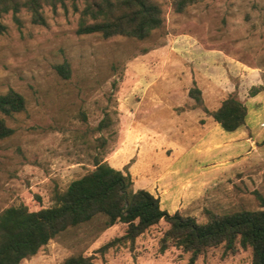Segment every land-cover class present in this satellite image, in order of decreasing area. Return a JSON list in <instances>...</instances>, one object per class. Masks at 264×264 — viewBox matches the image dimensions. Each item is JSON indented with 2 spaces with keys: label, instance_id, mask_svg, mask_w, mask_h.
<instances>
[{
  "label": "rangeland",
  "instance_id": "374dc122",
  "mask_svg": "<svg viewBox=\"0 0 264 264\" xmlns=\"http://www.w3.org/2000/svg\"><path fill=\"white\" fill-rule=\"evenodd\" d=\"M158 1L163 24L143 39L76 34L78 13L68 1L44 6L43 24L33 23L25 10L2 16L0 94L17 91L26 109L0 114L13 128L0 139V212L52 205L53 193L91 170L95 160L127 173L132 190L149 191L161 209L198 223L206 211L260 209L264 95L255 106L248 90H264V0H204L181 13L172 10V0ZM64 62L67 78L55 69ZM193 85L209 111L236 90L255 126L245 120L234 132L222 130L195 107L188 95ZM102 119L108 126L98 130ZM167 227L160 220L133 243L101 250L124 234L126 224L106 226L97 215L19 264H62L72 254L96 264H188L190 252L174 245L160 250ZM250 262V247L235 244L230 251L220 244L191 264Z\"/></svg>",
  "mask_w": 264,
  "mask_h": 264
},
{
  "label": "trees",
  "instance_id": "16d2710c",
  "mask_svg": "<svg viewBox=\"0 0 264 264\" xmlns=\"http://www.w3.org/2000/svg\"><path fill=\"white\" fill-rule=\"evenodd\" d=\"M70 2L78 13L76 34H100L104 38L121 35L143 39L161 28L164 16L158 0H0V31L4 25L3 15L14 17L21 10L30 14L31 21L43 24L42 8L64 5ZM204 0H172L175 13L187 6ZM62 77L70 74L67 62L55 65ZM260 87L251 86L249 96L260 92ZM188 95L195 107L204 110L222 130L234 132L245 124L247 107L237 91L229 92L219 106L209 111L203 106L200 89L193 85ZM26 109L25 98L13 89L0 94V114L11 117ZM108 126L102 119L97 129ZM13 133L4 118L0 117V139ZM94 167L72 180L64 191H55L53 203L48 207L30 210L24 205L9 206L0 212V264H19L24 258L34 255L48 240L68 228L87 222L97 215L105 217L106 226L116 222L126 224L121 237L109 241L101 250L117 242L129 241L150 226L164 220L168 227L159 244L163 251L174 245L190 252L191 264L207 248L223 244L226 250L234 251L235 244L251 248L250 264H264V197L258 196L260 209L240 210L226 214L206 211V220L198 223L189 215L178 211L168 213L160 208L158 197L145 189L132 190V180L127 173L110 166L105 161L95 160ZM62 264H96L92 257L72 254Z\"/></svg>",
  "mask_w": 264,
  "mask_h": 264
},
{
  "label": "crops",
  "instance_id": "0c3cea01",
  "mask_svg": "<svg viewBox=\"0 0 264 264\" xmlns=\"http://www.w3.org/2000/svg\"><path fill=\"white\" fill-rule=\"evenodd\" d=\"M262 95H264V90L263 91H261V92H259L258 94H256V95H254V96H251L250 97V100H251V102L254 104V102H256V104H254L255 106H258L259 105V99L262 97ZM245 104H247V103H245ZM250 114V110L248 109V115ZM256 113L254 112V115H255ZM257 115V114H256ZM257 117V116H256ZM249 124V126H255V124H254V121H253V119H249L248 118V116H247V118H246V125H248Z\"/></svg>",
  "mask_w": 264,
  "mask_h": 264
}]
</instances>
